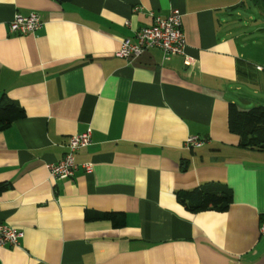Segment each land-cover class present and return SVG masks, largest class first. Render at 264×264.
Segmentation results:
<instances>
[{
	"label": "crops",
	"instance_id": "0c3cea01",
	"mask_svg": "<svg viewBox=\"0 0 264 264\" xmlns=\"http://www.w3.org/2000/svg\"><path fill=\"white\" fill-rule=\"evenodd\" d=\"M247 4L0 0V98L26 113L0 131V223L24 231L19 246H0V264H264V150L241 147L229 127L230 103L243 109L236 95L264 101ZM173 9L184 54L115 55L151 13ZM32 12L42 29L10 33L16 14ZM87 129L75 175L52 180L48 166ZM190 135L205 144L186 147ZM206 183L232 188L228 210L193 212L178 197Z\"/></svg>",
	"mask_w": 264,
	"mask_h": 264
},
{
	"label": "built area",
	"instance_id": "2783aa9c",
	"mask_svg": "<svg viewBox=\"0 0 264 264\" xmlns=\"http://www.w3.org/2000/svg\"><path fill=\"white\" fill-rule=\"evenodd\" d=\"M151 24L138 30L133 37L125 38L121 41L119 49L115 55L128 60L139 57L144 51L153 47L161 48L166 57L174 54H184L186 48V35L183 29V14L179 9H173L166 16L151 13ZM44 26L43 19L35 12L29 15L16 14L9 23V31L13 34L36 33ZM258 71L264 72V64L256 65ZM92 143L91 129L82 133L71 135L64 157L48 166L49 177L54 180L68 179L75 175L79 165L76 163V153ZM205 144V140L198 135H190L185 141V146L191 149L200 148ZM86 171H91L90 164L83 165ZM264 230V222L262 223ZM24 231L0 223V246H19Z\"/></svg>",
	"mask_w": 264,
	"mask_h": 264
},
{
	"label": "trees",
	"instance_id": "16d2710c",
	"mask_svg": "<svg viewBox=\"0 0 264 264\" xmlns=\"http://www.w3.org/2000/svg\"><path fill=\"white\" fill-rule=\"evenodd\" d=\"M59 3L71 0H57ZM26 116L25 110L16 101L3 94L0 98V131L10 127L16 120ZM229 127L234 133L240 135V146L264 150V105H256L249 109H241L238 104L230 103ZM9 184L0 183V192ZM178 197L188 209L193 212L214 209L226 211L233 202V190L226 184L206 183L191 190L178 192ZM121 213L105 212L102 218L110 219L115 225L125 222Z\"/></svg>",
	"mask_w": 264,
	"mask_h": 264
},
{
	"label": "rangeland",
	"instance_id": "374dc122",
	"mask_svg": "<svg viewBox=\"0 0 264 264\" xmlns=\"http://www.w3.org/2000/svg\"><path fill=\"white\" fill-rule=\"evenodd\" d=\"M263 12V14H260V12ZM242 17L241 20H247L246 18L252 17L254 19H257V23L254 24L252 21L248 20L245 21V26L248 24V31H249V38L248 43L249 48H253L252 50L256 51L258 54H260L262 57H264V0H259V4H256L254 2H251V0H248V4L245 8L242 9ZM245 18V19H244ZM251 42L253 45H251ZM252 91H250V94ZM242 95H236L235 98L240 104V106L243 109H249L256 105H264V101H261V97H246L247 99H241ZM250 101V103H246V101ZM246 103V104H245Z\"/></svg>",
	"mask_w": 264,
	"mask_h": 264
}]
</instances>
